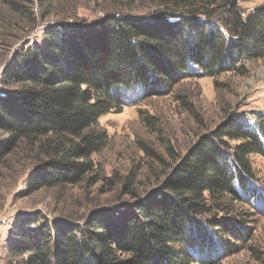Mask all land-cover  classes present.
<instances>
[{"label":"trees","instance_id":"obj_1","mask_svg":"<svg viewBox=\"0 0 264 264\" xmlns=\"http://www.w3.org/2000/svg\"><path fill=\"white\" fill-rule=\"evenodd\" d=\"M136 1L140 16L47 26L41 44L21 48L3 69L0 163L19 143L35 146L47 158L33 168L30 187L75 183L92 169L91 157L108 142L98 119L121 112L131 92L165 94L185 78L234 71L264 55V6L246 14L245 0ZM8 5L21 11L19 2ZM248 120L230 118L157 188L82 225L20 218L10 254L16 264H194L200 253L229 249L225 237L244 228L229 219L240 200L235 183L249 192L247 158L264 157V123ZM223 138L241 142L230 156Z\"/></svg>","mask_w":264,"mask_h":264},{"label":"rangeland","instance_id":"obj_2","mask_svg":"<svg viewBox=\"0 0 264 264\" xmlns=\"http://www.w3.org/2000/svg\"><path fill=\"white\" fill-rule=\"evenodd\" d=\"M10 1L21 3V11L9 10ZM241 6L248 14L264 6V0H245ZM143 11L135 0H51L43 5L37 0H0V78L18 50L41 44L47 26L93 24L109 14L140 16ZM236 68L185 78L165 94L131 92L121 112L98 119L108 142L91 157L92 169L75 183L30 187L33 168L47 157L35 146L19 143L0 163V264L17 262L9 250L18 240L20 218L82 225L94 212L134 202L157 188L180 158L230 118L249 119L250 126L264 123V55ZM222 141L229 156L241 144L237 139ZM247 160L250 176L243 180L249 192L235 183L240 200L232 205L237 217L229 218L244 227L237 231L240 236L225 237L230 251L200 253L194 264H264V157L254 154ZM218 218L228 219L222 214Z\"/></svg>","mask_w":264,"mask_h":264}]
</instances>
